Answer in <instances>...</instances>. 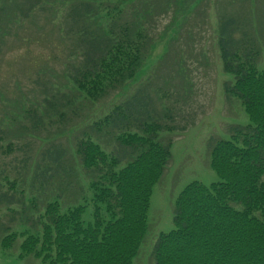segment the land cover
<instances>
[{
	"label": "trees",
	"instance_id": "obj_1",
	"mask_svg": "<svg viewBox=\"0 0 264 264\" xmlns=\"http://www.w3.org/2000/svg\"><path fill=\"white\" fill-rule=\"evenodd\" d=\"M138 1L0 0V38L5 24L45 12L56 23L61 12L57 27L63 36L67 27L78 48L69 69L73 90L43 87L41 99L16 105L9 118L17 122L6 127L18 143H0L4 154L22 152L20 169L0 167V206L22 205L19 222L36 229L1 226L4 250L22 238L20 258L133 264L139 254L154 187L172 157V141L161 134L185 129L177 126L178 112L170 106L158 111L141 86L101 118L76 123L78 102L117 95L150 55L146 17L154 13H141L133 6ZM252 25L238 13L219 16L217 48L233 75L225 95L240 102L248 121L210 143L219 180H193L180 191L174 228L161 232L154 246L156 264H264V54L263 37ZM68 132L69 146L61 140Z\"/></svg>",
	"mask_w": 264,
	"mask_h": 264
},
{
	"label": "rangeland",
	"instance_id": "obj_2",
	"mask_svg": "<svg viewBox=\"0 0 264 264\" xmlns=\"http://www.w3.org/2000/svg\"><path fill=\"white\" fill-rule=\"evenodd\" d=\"M133 6L141 13L148 8L154 13L146 17L154 42L150 55L136 78L117 95L110 94L95 103L85 102L87 106L78 102L76 123L81 124L90 116L101 118L116 100L141 86L152 94L158 111H163L164 106L177 110V126L185 129L161 134L163 141H172V157L154 187L148 233L133 262L156 264L154 246L161 232L174 228L175 200L180 191L193 180L206 184L219 180L210 165V143L228 137L233 124L248 121L240 102L225 95L226 84L233 81V75L224 70L217 48L219 16L238 13L248 18L259 37H263L264 54V0H141ZM58 15L57 22L61 12ZM57 22L45 12L30 16L21 24H5L2 29L0 136L5 135L6 140L0 143L11 139L18 143L19 136L6 127L8 122H17L9 118L17 113L13 111L16 105L41 99L43 87L48 93L58 88L73 90L69 69L76 62L74 55L78 54V48L66 34L67 27L63 36ZM66 135L61 140L69 146L71 134ZM21 158L20 150L4 154L0 149V167L20 169ZM11 208L20 211L22 205L0 206V240L2 225H12V230L18 232H36L30 224L19 222L22 210L14 213ZM14 216L19 219L13 221ZM21 241L20 237L7 250L0 246V264H42L33 256L19 257Z\"/></svg>",
	"mask_w": 264,
	"mask_h": 264
}]
</instances>
